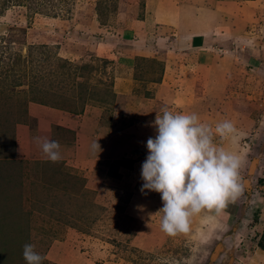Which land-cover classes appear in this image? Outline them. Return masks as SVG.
Segmentation results:
<instances>
[{"label": "rangeland", "instance_id": "rangeland-1", "mask_svg": "<svg viewBox=\"0 0 264 264\" xmlns=\"http://www.w3.org/2000/svg\"><path fill=\"white\" fill-rule=\"evenodd\" d=\"M154 3L0 0V264H26L28 243L43 264H264V0L242 44L220 48L228 78L205 81L185 104L163 91L190 85L183 49L167 48L162 25L139 42L141 21L142 33L157 27ZM194 103L213 130L233 123L235 141L214 142L244 157L243 192L170 237L162 213L150 215L160 194L140 192L141 166L156 113L188 114ZM31 104L43 107L38 120ZM37 136L59 142V162L44 158Z\"/></svg>", "mask_w": 264, "mask_h": 264}, {"label": "clouds", "instance_id": "clouds-1", "mask_svg": "<svg viewBox=\"0 0 264 264\" xmlns=\"http://www.w3.org/2000/svg\"><path fill=\"white\" fill-rule=\"evenodd\" d=\"M149 126L155 136L147 139L140 192L160 194L162 207L150 215L162 213L160 228L166 235L188 233L191 218L203 210L220 215L229 203H236L243 192L240 170L244 157L214 142L217 136L235 141L231 121L217 123L213 130L195 113H173L165 108ZM33 140L46 160H61L58 141L39 136ZM93 148L101 151L97 142ZM23 258L26 264H43L45 259L31 243L23 246Z\"/></svg>", "mask_w": 264, "mask_h": 264}, {"label": "crops", "instance_id": "crops-1", "mask_svg": "<svg viewBox=\"0 0 264 264\" xmlns=\"http://www.w3.org/2000/svg\"><path fill=\"white\" fill-rule=\"evenodd\" d=\"M156 1L158 3L156 5L154 3L151 14H148L150 21H155L157 24V27L154 25L151 28L154 33L152 32V35L146 32L142 33L141 29L150 24L147 19L141 21L138 27L136 26V30L140 42L148 35L153 38V34L159 32V27L162 25V29L170 36V45L167 48L170 50L171 45L176 43V48L183 49L181 55L186 57V62L195 68L194 73L189 72V77H187L190 85L185 83V86L183 83L179 89L175 90L168 87L163 88V91L166 90L168 94L171 93V98H174L173 102L181 104L188 101L192 102L191 96L198 91V88L207 84L206 82L210 79L220 83L223 79L228 78L225 73L229 69L226 64L228 62L225 63L224 59L220 57V48L230 47V44L231 46L232 44L237 47L240 46L242 43H235V39H239L240 33H244V31L245 33L250 32L246 28L252 26L253 17L263 13L262 9L259 8L261 0H185V2L177 4L175 3L176 0ZM260 6L262 7V5ZM244 44L248 45L246 41ZM130 48L134 47L130 46ZM150 48L151 46H148L143 49L144 56L147 54L146 50ZM215 98L216 105L223 106V95L216 92ZM218 100H222V103H219ZM214 104V102L210 103L209 101L200 108L197 103L188 104L187 109H190L188 114L192 113L191 108L192 110L199 108L198 111L207 112L208 105L214 106ZM28 111L32 118L38 120L43 112V107L31 104ZM254 260L261 262L260 257L254 258Z\"/></svg>", "mask_w": 264, "mask_h": 264}]
</instances>
